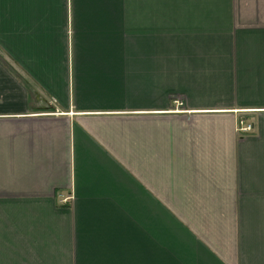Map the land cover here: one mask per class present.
I'll use <instances>...</instances> for the list:
<instances>
[{"label": "crops", "instance_id": "0c3cea01", "mask_svg": "<svg viewBox=\"0 0 264 264\" xmlns=\"http://www.w3.org/2000/svg\"><path fill=\"white\" fill-rule=\"evenodd\" d=\"M0 264H264V0H0Z\"/></svg>", "mask_w": 264, "mask_h": 264}, {"label": "built area", "instance_id": "2783aa9c", "mask_svg": "<svg viewBox=\"0 0 264 264\" xmlns=\"http://www.w3.org/2000/svg\"><path fill=\"white\" fill-rule=\"evenodd\" d=\"M254 129V125L252 122H247L244 119H240L238 122V130L242 132H249Z\"/></svg>", "mask_w": 264, "mask_h": 264}, {"label": "rangeland", "instance_id": "374dc122", "mask_svg": "<svg viewBox=\"0 0 264 264\" xmlns=\"http://www.w3.org/2000/svg\"><path fill=\"white\" fill-rule=\"evenodd\" d=\"M240 119H241V120L244 119L245 121H247V120L245 119L244 116L239 117V118L237 119V129H238V122H239ZM247 122H251V121H247Z\"/></svg>", "mask_w": 264, "mask_h": 264}]
</instances>
